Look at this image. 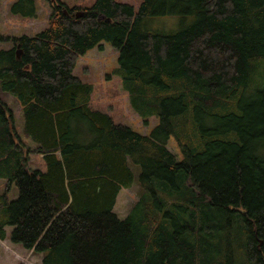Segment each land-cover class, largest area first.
I'll use <instances>...</instances> for the list:
<instances>
[{"label": "trees", "instance_id": "trees-1", "mask_svg": "<svg viewBox=\"0 0 264 264\" xmlns=\"http://www.w3.org/2000/svg\"><path fill=\"white\" fill-rule=\"evenodd\" d=\"M50 4L42 31L0 34L12 42L0 46V89L24 118L18 130L0 100V240L13 226L10 241L41 264H264V0ZM10 10L38 11L35 0ZM164 15L192 20L143 27ZM103 41L143 124L158 118L149 134L94 109L93 84L74 74ZM31 152L45 170L29 167ZM135 182L141 196L120 218L118 195Z\"/></svg>", "mask_w": 264, "mask_h": 264}, {"label": "rangeland", "instance_id": "rangeland-1", "mask_svg": "<svg viewBox=\"0 0 264 264\" xmlns=\"http://www.w3.org/2000/svg\"><path fill=\"white\" fill-rule=\"evenodd\" d=\"M16 0H0V34L5 37L21 36L23 34L35 35L42 31L48 23L49 16L52 13L50 0H35L37 5L36 17H24L13 14L10 10L11 4ZM70 6L79 5L82 7L92 6L96 0H61ZM119 2L129 3L138 10L143 0H117ZM192 16L182 17L179 15H164L147 17L143 21V27L149 30L176 31L182 26L190 23ZM103 47H96L87 54L80 57L74 69V74L85 82L93 84V93L91 106L111 114L115 121L130 125L143 134H149L158 124L157 116L149 118V124H143V118L132 108L129 103V97L123 88L120 75L114 73L118 67V52L107 41L102 42ZM12 45L11 41L0 42L3 49H8ZM260 73L264 75V64L260 68ZM255 79H262L257 74ZM6 94L14 97L10 93L0 89V100L5 102ZM8 104V103H6ZM12 105V106H11ZM8 106L15 115V126L19 127L22 120L20 117V107L17 104ZM16 126V127H17ZM168 148L176 155L178 160L182 159V153L174 136H171L167 144ZM29 155L28 165L30 168L46 169V164L42 155L32 153ZM135 173H138V167L132 166ZM4 184V183H3ZM3 184L0 179V191L3 190ZM142 193L141 187L137 182L130 188H123L118 195L115 212L118 215L126 216L133 208ZM0 264H41L43 254L32 250L22 249V253L16 256L7 255L4 251L7 248L14 247L11 242L0 241Z\"/></svg>", "mask_w": 264, "mask_h": 264}, {"label": "crops", "instance_id": "crops-1", "mask_svg": "<svg viewBox=\"0 0 264 264\" xmlns=\"http://www.w3.org/2000/svg\"><path fill=\"white\" fill-rule=\"evenodd\" d=\"M6 98H7V100L5 101V103H8L9 105H11V104H17V105H19V107H20V112H19V114H20V117L22 118V120H21V122H20V124H19V127L17 126V128H18V130H20L21 128H22V126H23V123H24V118H23V116H22V108H21V105L19 104V102H18V100L15 98V97H12V96H10L9 94H6V96H5ZM12 106V105H11ZM15 115H16V113H15ZM24 146L26 147V148H31V149H34L35 147H36V144L34 143V142H32L30 139H24ZM29 154H31V153H29ZM139 170V169H138ZM138 173H139V171H138ZM137 173V174H138ZM6 182V180L5 179H1V183L3 184V183H5ZM139 185V184H138ZM4 189V188H3ZM1 191H3V190H1ZM0 191V192H1ZM10 197H11V200H14L16 197H17V189L14 187L13 189H12V191H11V194H10ZM115 207H116V205H115ZM116 211V210H115ZM119 217L120 218H124V217H126V216H121V215H119ZM5 230H6V238H5V240H0V241H5L6 243L9 241V242H11L10 241V236H11V233H12V230H13V226H10V225H8V226H6L5 227ZM12 243V242H11ZM14 244V247H11V248H7V249H5L4 251L6 252V254L7 255H10V256H16V254H20V253H22V249H25L21 244H15V243H13ZM2 246H1V244H0V248H1Z\"/></svg>", "mask_w": 264, "mask_h": 264}, {"label": "water", "instance_id": "water-1", "mask_svg": "<svg viewBox=\"0 0 264 264\" xmlns=\"http://www.w3.org/2000/svg\"><path fill=\"white\" fill-rule=\"evenodd\" d=\"M79 15V14H78ZM18 55H20V50H18Z\"/></svg>", "mask_w": 264, "mask_h": 264}]
</instances>
